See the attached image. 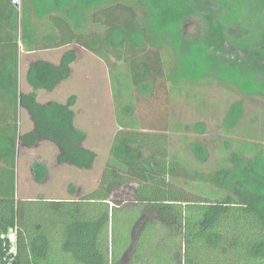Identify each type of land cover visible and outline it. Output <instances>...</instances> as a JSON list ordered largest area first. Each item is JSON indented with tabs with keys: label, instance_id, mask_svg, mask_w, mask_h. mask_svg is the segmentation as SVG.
I'll return each instance as SVG.
<instances>
[{
	"label": "trees",
	"instance_id": "16d2710c",
	"mask_svg": "<svg viewBox=\"0 0 264 264\" xmlns=\"http://www.w3.org/2000/svg\"><path fill=\"white\" fill-rule=\"evenodd\" d=\"M192 18L202 20L204 35L186 44L180 28ZM169 38L180 54L168 62ZM20 42L28 51L77 44L120 70L126 86L114 90L122 100L121 109L116 105L122 128L93 191L57 201L17 200L14 186L7 195L0 180V264L9 257L13 229L12 264H264L262 154L233 152L213 172L196 171L195 181L208 184V192L179 182L162 164L170 159L173 126L163 97L185 78L212 72L243 92L264 94V0H21L20 7L0 0V164L11 183L19 140L33 147L49 139L60 149L58 162L79 168L91 169L96 159L84 145L87 132L75 123L77 96L38 100L39 90L71 76L76 50L64 51L58 64L33 60L26 70L31 90L24 92ZM139 98L148 100L143 114L134 113ZM9 102L30 112L33 129L20 133L16 121L8 134ZM241 114L240 104L226 120ZM148 123L153 129L142 130ZM33 173L42 182L48 167L35 161ZM130 184H136L131 203L114 198Z\"/></svg>",
	"mask_w": 264,
	"mask_h": 264
},
{
	"label": "rangeland",
	"instance_id": "374dc122",
	"mask_svg": "<svg viewBox=\"0 0 264 264\" xmlns=\"http://www.w3.org/2000/svg\"><path fill=\"white\" fill-rule=\"evenodd\" d=\"M17 1L20 7L21 0ZM73 17L75 19V13ZM180 29V34L186 44L201 40L204 35V23L199 18L187 20L181 25ZM168 41L169 54L166 57L169 62V58L176 57L180 52L177 51L179 48H176V44H173L170 38ZM70 48L76 51L77 49L86 50L77 44H72L62 51L64 52ZM20 51L22 53L19 65V88L21 90L30 85L26 80L25 71L29 59L25 54L26 47L21 42ZM60 52L61 50L58 51V53ZM35 56L36 59L50 60V56L44 52L37 53ZM101 60L98 56L86 54L82 60L76 64L74 62L72 76L52 95L54 100L60 102L66 101L71 95H76L79 97L80 105H87L89 102L95 103L96 108L84 107L83 109L84 115L89 117L87 124L91 129V139L93 135L99 137L96 132L97 126L99 127V117H107L109 111L107 103L115 100V104H119L121 109L122 102L121 99H119L120 103L118 102L115 94V96L111 94L110 97L107 91L108 79L111 78L112 82L114 80L118 81L120 77L117 74L120 70L111 71L109 69L108 76H106V72H103L104 66ZM181 80L184 81V78ZM180 83L179 86L172 88L167 98L163 97V101L164 99L169 101L167 104L174 124L171 130L167 132L170 136V159L169 161H162V164L169 167L170 174L175 175L179 182L188 181L193 189L208 192L211 191L208 184H199L195 181L194 173L196 171L213 172L228 164L233 152H239L248 157L262 154L264 157V94L243 92L237 84L229 83L212 72L201 78H185V81ZM139 92L135 88L134 92L132 90L131 93L136 96L140 94ZM139 100L142 102L138 104V113L143 114L147 112L143 101L148 100L142 98H139ZM103 104H105L104 107ZM240 104L242 105L241 116L236 120L232 119L233 121L231 119L226 120L228 113L231 110H236ZM6 112L10 123L7 129L8 134H13L12 129H14L16 121L19 124V132L22 133L25 129L22 119L27 117L28 111L22 106L15 108L14 104L9 102ZM134 113L137 114V111ZM109 123L107 119L105 126H108ZM112 126L110 124L108 128ZM116 133L113 135L112 141H102L100 145L103 148L102 150L105 146L106 148L108 146V149L101 151V156H104L107 152V156L110 158ZM107 134L111 135L113 131L112 133L108 131ZM91 139L84 143L86 147L93 142L94 139ZM41 147H45V145L40 146L38 150L36 146L29 147L20 140L18 141L13 183H11L10 172L3 164H0V180H3L2 187L7 195L12 192L13 185L17 200L28 198H44L47 200L51 196L74 198L82 197L98 186L106 165L104 164L102 167L101 157L97 158L95 166L91 170L79 168L70 163H66L64 166H52L48 181L41 184L35 182L32 179L31 167L32 163L42 156ZM204 152H206V156L202 158V155H205ZM132 187H136V184L117 189L114 198L125 203H131L134 200Z\"/></svg>",
	"mask_w": 264,
	"mask_h": 264
},
{
	"label": "crops",
	"instance_id": "0c3cea01",
	"mask_svg": "<svg viewBox=\"0 0 264 264\" xmlns=\"http://www.w3.org/2000/svg\"><path fill=\"white\" fill-rule=\"evenodd\" d=\"M69 46L70 45L63 46V47H58V48H51V49H44V50H36V51H28V50H26L25 51V54H27V58L29 59V61L27 60V64H26V68L25 69L27 70L28 65L33 60L36 59V56L35 55H37V53H42V52H44V53L48 54V56H50V58H49L50 60L49 61H51V62H53L55 64H58L60 62V60H61L62 54L64 53L62 50L65 49V48H69ZM60 50H61V52L58 53V51H60ZM76 52H77L78 57H77V59L75 61V64L77 62H79L80 60H82L86 54H89L91 56H96L92 52H90L88 50H84V49H79V50L77 49ZM21 54L22 53L20 51L19 65L21 63ZM32 57H34V58H32ZM100 60H101V58H100ZM101 61L103 62V66H104L103 72H106V76H108L109 68L107 67L106 63L103 60H101ZM105 69H106V71H105ZM72 74H73V64H72V73H71V76H72ZM68 79H66V80L62 81L61 83H59L58 86L55 89H53V90H45L46 92L43 91V90H39L38 91V100H39V102H41L42 104H46V103H48L50 101H56V100L53 99V96L52 95L55 92H57V90L59 88H61V86H63L64 82H66ZM125 81H126V78H123L121 80L119 79L118 81L117 80L116 81L114 80L113 82H112L111 78H110V80L108 79V83H107L108 84V86H107L108 90L107 91L109 92L110 97H111V94L112 95L115 94L114 93L115 86H116L118 92L121 90L120 87H122V88L124 87V89H125V86H126ZM22 89H21V91L29 92L31 90V87L29 86V87H25V88H22ZM132 90L134 92L135 88H132ZM136 90H138V89L136 88ZM107 104H108V107H109V111L107 112V114H108L107 117H104V116L103 117L102 116L99 117V119H100L99 120V124H98L99 127L97 126V131H96L97 134H99V137H96V135L95 136L93 135L92 136V139L90 137L92 135L91 134L90 126L87 124L88 123L87 120H88L89 117H87L86 115H84L85 112L83 111V109H84V107L96 108L97 106L95 107V103L94 102H91V103L89 102V104H87V105H84V104L80 105V101H79V97L78 96H77V102L75 104V111H76L75 123H76V125L78 127H80L83 130H85L87 132V134H88V136H87L86 140L84 141V143H86L88 141V139H91V140L94 139L93 142L90 143L89 146H87V147L90 148L91 150H93L96 153L95 162H96V160H97L98 157H101L102 158V161H101L102 167L104 166V164H106V162L109 159L108 156H107V152L106 153L104 152L105 153V154L103 153L104 156H101V151H106V149H108V146H107V148L105 146L104 150H102L103 148H101V146H100L102 144V141H104V140H106L108 142H110V140L112 141L113 135L116 133V131H118L119 129L122 128V126L118 123V120H117V110H116L117 107H116V104H115V100L110 101ZM102 106L104 107L105 104H103ZM102 106H98V107H102ZM137 109L138 108L136 106V110L135 111H137ZM153 115H154V113L151 112L149 116H153ZM107 119L110 122L108 126H110V124L113 125L111 128H108V126H105V122L107 121ZM126 120H128V116H125L124 121H126ZM170 120H171L172 124H174L173 121H172V119H171V115H170ZM22 122H23V126L25 128L24 129L25 131L31 130V129L34 128V121H33L32 116H31V114H30L29 111H28L27 117H23ZM139 123H140V120H139ZM140 127H146V128H141L142 130L153 129V128H151L153 126H150L149 123L146 124V126L141 125ZM24 130H23V132H24ZM108 131H110L111 133L113 131V134H111V135L110 134H107ZM97 141H98V143H97ZM42 145H45V147H41V150H40L42 156H40V159H38L36 161H41V162H43V163H45L47 165V167H48V175H47V177L42 182L37 181V179H36V177H35V175L33 173V163L35 161L32 163V167H31V170H32V174H31L32 175V179L35 182L39 183V184L45 183L46 181H48L50 171L52 170V166H55V165H57V166H64V165H66V163H60V162H58L57 157H58V154L60 152V149H59V147L54 142H52L49 139H44V140H41L40 142H38L35 146L39 150L40 146H42ZM35 146H33V147H35ZM95 162H94V165H93V167L91 169L94 168ZM91 169H88V170H91ZM51 187H53V185H51ZM28 199H32V198H28ZM62 199H65V198H58L56 196H51V198H48L47 200H56L57 201V200H62Z\"/></svg>",
	"mask_w": 264,
	"mask_h": 264
},
{
	"label": "built area",
	"instance_id": "2783aa9c",
	"mask_svg": "<svg viewBox=\"0 0 264 264\" xmlns=\"http://www.w3.org/2000/svg\"><path fill=\"white\" fill-rule=\"evenodd\" d=\"M7 238L10 242L9 257L7 258L5 264H12L15 255L17 254V231L15 229L11 230L7 234Z\"/></svg>",
	"mask_w": 264,
	"mask_h": 264
},
{
	"label": "water",
	"instance_id": "95a60500",
	"mask_svg": "<svg viewBox=\"0 0 264 264\" xmlns=\"http://www.w3.org/2000/svg\"><path fill=\"white\" fill-rule=\"evenodd\" d=\"M17 1V0H16Z\"/></svg>",
	"mask_w": 264,
	"mask_h": 264
}]
</instances>
